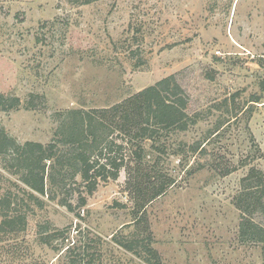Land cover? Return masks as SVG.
<instances>
[{
  "label": "rangeland",
  "instance_id": "374dc122",
  "mask_svg": "<svg viewBox=\"0 0 264 264\" xmlns=\"http://www.w3.org/2000/svg\"><path fill=\"white\" fill-rule=\"evenodd\" d=\"M172 76L200 122L143 142L140 164L127 148L118 179L92 194L77 177L32 192L39 207L0 156V198L27 220L0 232V264H148L117 244L133 234L160 264H264V243L241 240L240 198L264 172V0H0V93L21 100L0 125L21 145L47 146L65 113L121 107ZM53 230L66 233L49 246Z\"/></svg>",
  "mask_w": 264,
  "mask_h": 264
},
{
  "label": "trees",
  "instance_id": "16d2710c",
  "mask_svg": "<svg viewBox=\"0 0 264 264\" xmlns=\"http://www.w3.org/2000/svg\"><path fill=\"white\" fill-rule=\"evenodd\" d=\"M66 1L75 6H87L101 0ZM232 100L234 97H227L212 108L221 110ZM251 102L259 103V99ZM20 106L18 97L0 93V112H9ZM191 107V98L172 76L144 89L121 107L65 113L56 131V138L59 139L47 146L36 142L21 145L0 125V156L9 158L10 167L17 171L16 174L21 176L22 182L30 190L26 192L30 201L39 207L43 203L32 192L46 196L48 185L64 189L68 182H75L77 177L86 184L88 193L92 194L101 181L118 179L125 166L123 152L127 148L133 160L140 164L143 161V142L156 143L166 133L186 132L197 125L200 114H191ZM252 109H248L250 116L253 114ZM119 136L128 143L118 142ZM200 149L201 153L204 152V148L198 144L191 152L195 154ZM240 198L241 240L264 243V225L259 224L253 216L255 213H264L263 171L251 170L242 182ZM80 200L84 206L85 199L80 197ZM15 205L12 193L0 198V232L24 231L26 216L18 215ZM65 233L63 230H53L49 235H43V243L52 246ZM114 240L117 242V239ZM117 244L148 264H160L151 237L133 234ZM71 248L68 247L67 252ZM143 254L148 257L145 258Z\"/></svg>",
  "mask_w": 264,
  "mask_h": 264
}]
</instances>
